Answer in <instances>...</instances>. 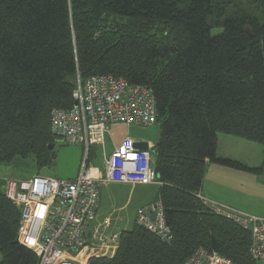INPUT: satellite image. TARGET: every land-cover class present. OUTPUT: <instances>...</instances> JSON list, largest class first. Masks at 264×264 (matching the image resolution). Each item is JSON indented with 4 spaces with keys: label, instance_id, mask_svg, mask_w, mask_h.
<instances>
[{
    "label": "trees",
    "instance_id": "16d2710c",
    "mask_svg": "<svg viewBox=\"0 0 264 264\" xmlns=\"http://www.w3.org/2000/svg\"><path fill=\"white\" fill-rule=\"evenodd\" d=\"M90 75L151 92L154 199L172 239L135 221L113 256L85 264H184L199 247L256 264L250 230L197 193L206 162L262 171L218 156L217 135L264 147V0H0V165L31 157L35 173L48 168L50 111L73 107L76 79ZM19 216L0 183V264L37 262L17 240Z\"/></svg>",
    "mask_w": 264,
    "mask_h": 264
},
{
    "label": "built area",
    "instance_id": "2783aa9c",
    "mask_svg": "<svg viewBox=\"0 0 264 264\" xmlns=\"http://www.w3.org/2000/svg\"><path fill=\"white\" fill-rule=\"evenodd\" d=\"M72 96L73 107L50 111V128L58 139L82 146L84 158L76 177L34 174L27 179H7L3 186L5 196L19 210L17 240L35 254L36 264H85L91 247L96 250L118 241L119 233L110 216L95 222L102 186L161 184L152 167L151 146L147 142V149L136 148V140L129 136L123 137L108 156L103 153V168L87 161L91 147L104 148L111 124H155L154 98L147 88L111 75H90L76 79ZM197 197L215 213L249 229L250 255L256 264H264V218L244 214L199 194ZM136 222L164 242L172 239L159 199L140 207ZM184 264L234 263L216 251L199 247Z\"/></svg>",
    "mask_w": 264,
    "mask_h": 264
},
{
    "label": "rangeland",
    "instance_id": "374dc122",
    "mask_svg": "<svg viewBox=\"0 0 264 264\" xmlns=\"http://www.w3.org/2000/svg\"><path fill=\"white\" fill-rule=\"evenodd\" d=\"M213 32H216V30ZM129 134L143 138L146 142H153L158 137V126L153 124L148 127L136 125L127 127L122 123L111 124L105 134L104 148L91 147L89 164L91 163L100 169L103 168V152L108 156L112 146ZM217 145H219L220 151L236 156L237 160L250 168L262 167L263 172L261 174L239 170L243 172L239 174V177L243 175L240 178L242 187L239 186L241 193L233 200L237 201L238 208L242 210V213L264 218V147L261 144L222 133L217 135ZM53 152L55 154L53 162L43 171L45 175L55 178H66L78 173L84 158V151L81 145L67 143L58 139L54 145ZM33 173H35L33 158L13 161L9 165H0V183L3 187V180L6 178L21 180L28 178ZM155 190L156 187L153 185L137 186L129 193V188L118 186L115 183L103 186L101 189V209L108 210L107 212L111 213L112 217H122L121 220L128 218L130 223H132L135 210L141 201L140 195L147 193L146 199L152 198ZM129 226L131 225L129 224ZM94 250L91 247L86 257L96 255ZM113 254L114 248L112 247L104 251L105 256Z\"/></svg>",
    "mask_w": 264,
    "mask_h": 264
},
{
    "label": "crops",
    "instance_id": "0c3cea01",
    "mask_svg": "<svg viewBox=\"0 0 264 264\" xmlns=\"http://www.w3.org/2000/svg\"><path fill=\"white\" fill-rule=\"evenodd\" d=\"M127 136L131 137L132 139H134L136 141H145L143 138L136 137V135L134 136V135L129 134ZM118 143H116L115 145L112 146V148L110 149V152L113 150V148ZM148 143H149V145L151 147H154V145H155V141H153V142L152 141L151 142L148 141ZM217 155L220 156V157H228V158L231 157L232 159H234L236 161H239V160H237L236 156H231L229 154H226L225 152L220 151L219 150V145H217ZM46 169H44V170H46ZM44 170L40 171L39 173H33L32 175H34V174H43V175H45L43 173ZM240 172L241 171H239V169L222 166V165H219V164H216V163H212V162H206L205 171H204L203 178H202V184H201V187H200V191L197 194L205 197L206 199H208L210 201H214V202H216L218 204L230 207L232 209H235V210L241 212L242 210H240L238 208L237 201L233 200V199L237 198V196L240 195L239 193H241V191L239 190V186L242 187L240 185V178H242L243 175H240V177H239V174H242L243 172H241V173ZM262 172H263V169H262L261 172H255V173H260L261 174ZM32 175H30L29 177H31ZM76 175L68 176L66 178H61V179H74L76 177ZM45 176L52 177L50 175H45ZM7 179H11V178L4 179L3 180V186H4V182ZM110 184H114V183H108L107 185H110ZM115 184H117L118 186H123V187L129 188V193L132 190H134L137 186H149V185L151 186V185H153V186L156 187V190L153 193L152 198L146 199V197L148 195L147 193H143L142 195H140L141 196L140 197L141 201H140V204L138 205L137 209L135 210V215H134L132 223H130L128 218L124 219V220H121L122 217H118V218L112 217L111 213L107 212L108 210H105V209L102 210L101 209V202H100L101 201V189H102L103 186L100 188L99 200H98V208H97V219H96L95 222L99 223L103 219H105L106 217L111 215L110 217L112 219V223L115 224V227L117 229L116 231L120 235L121 231L129 229V228L132 227L133 223L136 221L137 210L140 207H142V206H144L146 204H149V203H151V202H153L155 200L154 198L156 197L159 185H157V184L130 185V184H122V183H115ZM107 185H104V187L107 186ZM115 205H117V204L115 203ZM129 224L131 226H129ZM117 245H118V241L115 244H112V245H110L108 247H103V248L102 247H96V250H94V251H96V255H98V256H100V255L101 256H105L104 255V251H106V249L111 248V247L114 248V253H115ZM113 255H111V256H113Z\"/></svg>",
    "mask_w": 264,
    "mask_h": 264
},
{
    "label": "water",
    "instance_id": "95a60500",
    "mask_svg": "<svg viewBox=\"0 0 264 264\" xmlns=\"http://www.w3.org/2000/svg\"><path fill=\"white\" fill-rule=\"evenodd\" d=\"M134 146H135L136 148H139V149H147V148H148V143L145 142V141H135ZM52 147H53V145L50 144V145L48 146V149H52ZM150 149H151V151H153V150H154V147H151ZM154 217H155V216L152 215V218H154Z\"/></svg>",
    "mask_w": 264,
    "mask_h": 264
}]
</instances>
